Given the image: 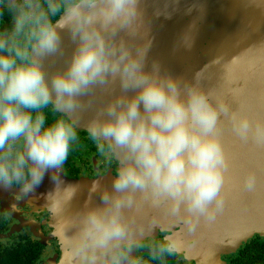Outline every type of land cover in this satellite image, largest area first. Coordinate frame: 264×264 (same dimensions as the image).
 <instances>
[{
	"label": "clouds",
	"instance_id": "1",
	"mask_svg": "<svg viewBox=\"0 0 264 264\" xmlns=\"http://www.w3.org/2000/svg\"><path fill=\"white\" fill-rule=\"evenodd\" d=\"M141 2L0 0V188L28 197L49 175L44 208L64 264H145V256L164 264L184 256L185 239L163 217L179 218L190 234L223 213L229 160L221 116L239 140L264 148V118L244 105L233 110L205 90L199 73L184 79L155 61L147 67L152 41ZM66 37L71 56L49 71L46 62L64 54ZM109 83L118 94L86 127L118 171L110 187L92 182L98 204L72 212L81 186L63 179V165L78 140L82 98ZM46 110L57 114L51 123ZM259 182L250 170L242 187L254 193ZM156 232L165 235L157 240Z\"/></svg>",
	"mask_w": 264,
	"mask_h": 264
},
{
	"label": "water",
	"instance_id": "2",
	"mask_svg": "<svg viewBox=\"0 0 264 264\" xmlns=\"http://www.w3.org/2000/svg\"><path fill=\"white\" fill-rule=\"evenodd\" d=\"M145 30L152 45L147 67L152 62L161 71L192 79L199 73L206 91L222 95L233 110L244 105L253 117L264 118V0H142ZM160 15H156L157 12ZM72 43L65 38V52L46 62L49 71L61 70L71 56ZM229 80L233 84H229ZM238 95L232 94V89ZM119 92L118 85L98 86L82 98L80 130ZM220 139L229 160L225 170L223 195L225 209L215 224L203 220L194 233H187L179 218L164 216L165 223L182 227L187 250L198 264H217L222 253L235 251L259 234L264 236V148L242 142L232 131L230 122L221 116ZM250 170L259 177L258 189L249 193L242 183ZM114 176L96 180L110 187ZM81 191L72 205L79 211L90 202L91 180H72ZM53 187L49 175L34 193L45 203ZM151 211V210H146ZM157 233V232H156Z\"/></svg>",
	"mask_w": 264,
	"mask_h": 264
},
{
	"label": "flooded vegetation",
	"instance_id": "3",
	"mask_svg": "<svg viewBox=\"0 0 264 264\" xmlns=\"http://www.w3.org/2000/svg\"><path fill=\"white\" fill-rule=\"evenodd\" d=\"M4 25L0 23V28ZM47 112V110H46ZM78 140L63 165L66 177L72 180L96 181L118 171V162L108 151L101 152L85 130L77 128ZM36 193L25 197L17 190L0 188V264H64L59 245L52 236L51 219ZM7 213V214H6ZM178 235H185L177 227ZM165 233H155L160 240ZM142 254V253H138ZM222 257V256H221ZM145 264H152L147 256ZM164 264H198L194 257L168 258ZM217 264H264V236L259 234L228 251Z\"/></svg>",
	"mask_w": 264,
	"mask_h": 264
},
{
	"label": "trees",
	"instance_id": "4",
	"mask_svg": "<svg viewBox=\"0 0 264 264\" xmlns=\"http://www.w3.org/2000/svg\"><path fill=\"white\" fill-rule=\"evenodd\" d=\"M46 115H47V118H48V123H51L54 119L57 118V114L52 113V112H48L47 111ZM73 150H74V143H73V145L70 148L69 155L72 154Z\"/></svg>",
	"mask_w": 264,
	"mask_h": 264
},
{
	"label": "rangeland",
	"instance_id": "5",
	"mask_svg": "<svg viewBox=\"0 0 264 264\" xmlns=\"http://www.w3.org/2000/svg\"><path fill=\"white\" fill-rule=\"evenodd\" d=\"M175 228H177V226L175 227ZM179 236H181L182 238H184V235H179ZM187 244L188 243H186V254H185V256H187L188 258H190L191 259V255H190V253L188 252V250H187ZM228 252V251H227ZM227 252L226 253H222V258H221V260H220V263L223 261V257H224V255H226L227 254ZM220 256V257H221Z\"/></svg>",
	"mask_w": 264,
	"mask_h": 264
}]
</instances>
